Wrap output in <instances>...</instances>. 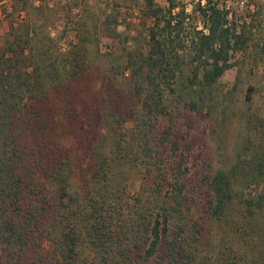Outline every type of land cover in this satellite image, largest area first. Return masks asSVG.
<instances>
[{
    "label": "trees",
    "instance_id": "obj_1",
    "mask_svg": "<svg viewBox=\"0 0 264 264\" xmlns=\"http://www.w3.org/2000/svg\"><path fill=\"white\" fill-rule=\"evenodd\" d=\"M109 2L77 44L62 45L66 32L53 36L49 20L39 17L13 25L0 48V264H144L160 256L170 234L164 264L201 259L205 227L186 212L189 168L174 140L186 100L177 76L190 57L200 61L205 72L191 86L206 90L256 39L264 46V0H139L151 23L148 51L125 44L103 53L99 28L117 38L121 25V6ZM94 69L111 88L95 169L77 185L71 161L60 156L41 183L26 146L27 130L40 119L32 106ZM132 174L144 177L136 196L128 191ZM208 188L209 219L220 220L232 199L227 174L218 172ZM250 263L256 258L220 261Z\"/></svg>",
    "mask_w": 264,
    "mask_h": 264
},
{
    "label": "rangeland",
    "instance_id": "obj_2",
    "mask_svg": "<svg viewBox=\"0 0 264 264\" xmlns=\"http://www.w3.org/2000/svg\"><path fill=\"white\" fill-rule=\"evenodd\" d=\"M15 1L0 0V48L13 25L39 17L49 20L53 36L66 32L62 45L77 44L80 35L94 25L100 9L110 3L79 0V6L70 10L66 6L75 0H26L17 5ZM116 1L121 6L119 37L108 38L100 27L101 51L120 52L126 44L129 51L143 47L147 52L146 34L151 23L140 12L139 0ZM239 1L254 4V0ZM159 3L165 5V0ZM33 4L35 8L42 4L44 14L33 10ZM47 8L54 12H46ZM202 68L200 61L190 57L177 76L178 93L183 92L186 100L174 134L179 144L177 154L189 168L186 212L206 232L196 264H220L233 258L250 262L253 257L257 264H264V46L256 39L237 54L235 67L206 90L197 85L205 72ZM193 80L197 81L194 88ZM107 83L102 73L90 70L32 106L40 112V119L27 130L26 146L34 154L31 165L41 183L60 156L71 161L77 185L88 181L95 169L96 142L102 134L100 113L111 91ZM192 101L197 108H192ZM218 172L227 174L232 199L225 215L211 220L208 182ZM143 179L142 174L129 177L131 196L142 190ZM172 238L170 234L164 239L158 258L144 264H164L162 257Z\"/></svg>",
    "mask_w": 264,
    "mask_h": 264
}]
</instances>
